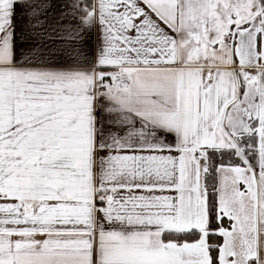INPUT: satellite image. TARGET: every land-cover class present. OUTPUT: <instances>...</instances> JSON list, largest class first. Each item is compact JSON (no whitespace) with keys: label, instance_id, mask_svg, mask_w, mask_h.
Returning a JSON list of instances; mask_svg holds the SVG:
<instances>
[{"label":"snow or ice","instance_id":"1","mask_svg":"<svg viewBox=\"0 0 264 264\" xmlns=\"http://www.w3.org/2000/svg\"><path fill=\"white\" fill-rule=\"evenodd\" d=\"M0 264H264V0H0Z\"/></svg>","mask_w":264,"mask_h":264}]
</instances>
